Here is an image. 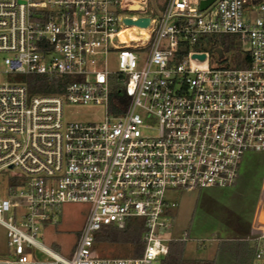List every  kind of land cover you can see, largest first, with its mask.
Segmentation results:
<instances>
[{"label": "built area", "instance_id": "obj_1", "mask_svg": "<svg viewBox=\"0 0 264 264\" xmlns=\"http://www.w3.org/2000/svg\"><path fill=\"white\" fill-rule=\"evenodd\" d=\"M206 1L157 0L147 46L112 50L119 0H0V75L13 79L0 84V173L26 180L0 202L12 252L0 264H164L177 242L164 238L176 207L166 193L232 188L246 163L264 159V0L201 10ZM214 36L233 37L248 66L194 50ZM21 77L67 82L30 97ZM76 105L102 118L68 122L64 109ZM68 204L88 207L71 259L38 240ZM132 220L142 222L140 257L93 253L101 229ZM251 264H264V237Z\"/></svg>", "mask_w": 264, "mask_h": 264}, {"label": "rangeland", "instance_id": "obj_2", "mask_svg": "<svg viewBox=\"0 0 264 264\" xmlns=\"http://www.w3.org/2000/svg\"><path fill=\"white\" fill-rule=\"evenodd\" d=\"M156 1L148 0L146 16L153 17ZM121 15L129 18L141 16L124 12ZM116 54L109 52L110 71L116 70ZM211 58L215 61L211 60L212 63L220 64L216 56ZM12 81L10 76L0 75V84ZM102 114L101 108L90 105L64 109L68 122L90 124L100 120ZM249 157L254 155H246ZM25 182L23 177L0 173V202H13V196ZM165 197L169 204L176 206L170 215L171 232L164 237L177 241L171 248L168 264H177L180 253V259L189 264H251L257 240L264 237V159L255 157L246 163L232 188L168 191ZM245 203L247 214L241 216V207ZM87 214L86 205L62 206L56 216L57 224L42 227L38 240L60 256L71 259ZM93 253L103 258H130L126 249L115 246H100ZM8 256L12 257V252L6 247L5 232L0 227V259ZM38 258L41 260L40 255Z\"/></svg>", "mask_w": 264, "mask_h": 264}, {"label": "trees", "instance_id": "obj_3", "mask_svg": "<svg viewBox=\"0 0 264 264\" xmlns=\"http://www.w3.org/2000/svg\"><path fill=\"white\" fill-rule=\"evenodd\" d=\"M209 47H194V50L205 52L209 50L213 52L219 50L222 55L227 56L228 61L236 67H239L238 60L244 59L245 64L243 67H247L249 60L248 57H242L238 51L236 43L234 44V38L229 36H214L209 38ZM20 81L24 84L27 94L30 97L33 96H50L61 94L64 90V85L67 80L64 78L53 77L52 79H46L43 77H21ZM244 167L241 168V171ZM239 173V176H240ZM238 181V180H237ZM143 233L142 222L139 220L130 221L123 230H117L115 228L101 229L94 241V250L100 246H115L128 251L130 258H138L143 252V246L141 243V236ZM256 248L252 251V258L255 254ZM181 252V251H180ZM181 254V253H180ZM180 254L177 256V264H189L187 261L180 259ZM168 259L164 264H168ZM198 264H214L213 262H199Z\"/></svg>", "mask_w": 264, "mask_h": 264}, {"label": "water", "instance_id": "obj_4", "mask_svg": "<svg viewBox=\"0 0 264 264\" xmlns=\"http://www.w3.org/2000/svg\"><path fill=\"white\" fill-rule=\"evenodd\" d=\"M212 1L213 0H208L201 3L200 9L204 10L212 3ZM145 2L146 0H119L120 8L124 13H131L141 16L137 18H129L123 15L119 16V35L112 45V50H137L147 46L153 33L155 22L152 16L145 15ZM215 53L217 55L221 54L219 50L215 51ZM204 59V56H200L198 58V60L201 61Z\"/></svg>", "mask_w": 264, "mask_h": 264}, {"label": "crops", "instance_id": "obj_5", "mask_svg": "<svg viewBox=\"0 0 264 264\" xmlns=\"http://www.w3.org/2000/svg\"><path fill=\"white\" fill-rule=\"evenodd\" d=\"M245 200H246V198L243 199V202H245ZM246 204H247V203L242 204V207H241V216L244 214L243 211L246 209V206H245ZM3 231H4V230H3ZM0 260H1V259H0Z\"/></svg>", "mask_w": 264, "mask_h": 264}, {"label": "bare ground", "instance_id": "obj_6", "mask_svg": "<svg viewBox=\"0 0 264 264\" xmlns=\"http://www.w3.org/2000/svg\"><path fill=\"white\" fill-rule=\"evenodd\" d=\"M245 215L247 214V210H244Z\"/></svg>", "mask_w": 264, "mask_h": 264}]
</instances>
